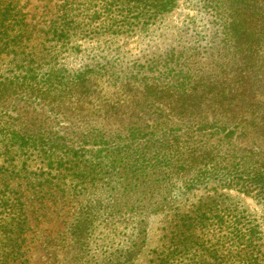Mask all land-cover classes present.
I'll return each mask as SVG.
<instances>
[{
    "label": "trees",
    "instance_id": "trees-1",
    "mask_svg": "<svg viewBox=\"0 0 264 264\" xmlns=\"http://www.w3.org/2000/svg\"><path fill=\"white\" fill-rule=\"evenodd\" d=\"M23 1L0 0V264L25 260L20 178L34 195L89 200L80 241L99 219L125 222L105 264L139 255L169 209L168 240L147 264H264L262 217L246 201L264 206V0H201L216 26L208 45L144 54L69 39L147 31L179 0H106L90 22L65 10L38 30ZM67 52L78 66L62 63ZM194 191L191 207L176 205Z\"/></svg>",
    "mask_w": 264,
    "mask_h": 264
},
{
    "label": "rangeland",
    "instance_id": "rangeland-1",
    "mask_svg": "<svg viewBox=\"0 0 264 264\" xmlns=\"http://www.w3.org/2000/svg\"><path fill=\"white\" fill-rule=\"evenodd\" d=\"M23 3L28 21L38 30L48 27L53 20H59L65 10L79 24L90 22L91 11L102 8L106 0H25ZM103 20L100 19L99 22ZM99 22H96V25ZM215 31L213 17L201 0H179L171 13L160 15L147 31L135 29L132 34L125 33L117 37L112 34L97 36L93 32L83 34L78 31L71 34L69 42L71 45L81 44L85 50L98 48L106 39L118 40L120 44L125 43L131 53L144 54L155 48L163 49L168 44L198 43L204 47L214 38ZM40 39L42 38H37L34 42H39ZM61 61L66 65L78 66L81 60L80 57H74L67 52L62 54ZM39 167L35 164L30 170L39 172ZM14 174V170L12 173L8 172L9 176ZM26 175L27 173L24 177ZM11 183L23 192L27 206L29 226L24 234L23 264H105L108 263L105 257L114 254L126 239V229L123 228L125 222L118 220L115 222L116 226H113L114 224L108 223L104 217L97 220L91 233H85L80 241L81 237L74 232V224L82 214L81 206L89 201L87 198H76L68 194H56L52 198H46L42 192L34 195L27 181L22 178L11 180ZM93 192L91 190V193ZM200 195L201 192L195 195L194 191L188 197L185 195L179 199L176 205L182 207L185 204L184 208L191 207L196 196ZM246 201L249 207L255 209L262 217L264 230V206L257 204L250 197H247ZM176 212L177 210L169 209L166 213L154 216L150 240L143 251L131 260L124 259L112 263L147 264L153 256L151 250L155 247L161 249V245L168 240Z\"/></svg>",
    "mask_w": 264,
    "mask_h": 264
}]
</instances>
